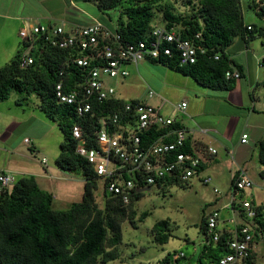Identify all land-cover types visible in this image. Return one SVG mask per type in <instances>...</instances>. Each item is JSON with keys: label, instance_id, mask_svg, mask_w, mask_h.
I'll list each match as a JSON object with an SVG mask.
<instances>
[{"label": "trees", "instance_id": "trees-1", "mask_svg": "<svg viewBox=\"0 0 264 264\" xmlns=\"http://www.w3.org/2000/svg\"><path fill=\"white\" fill-rule=\"evenodd\" d=\"M91 1L104 14L109 10L118 12L113 31L119 34L121 43L148 39L156 14L160 12V24L175 27L183 38L192 40L205 48L206 52L199 54L195 64L180 66L177 55L160 57L153 62L164 64L215 90H231L236 86V80L225 76L231 67L243 71V67L230 58L227 49L238 38L249 44L256 36H264V25L258 27L245 22L241 0ZM178 1L185 10L176 5ZM250 6L258 17L264 19V0H252ZM107 16L112 20L109 13ZM108 42L117 44L112 37L104 38L100 43ZM28 45L29 42L23 40L16 55L0 67V102L8 100L13 92L21 96L17 100L20 104L33 94L40 98L39 107L64 133L56 165L65 171H81L85 178V191L81 201L73 202L68 209L57 210L53 208V194L39 186L35 175L15 179L11 187L0 192V264H97L99 258L103 263L115 260L119 257L118 246L123 240L121 224L129 219L135 228L138 227L130 206L143 194L135 193L130 203L124 204L119 196L106 190L104 181V207H100L95 195L100 178L91 164L76 152L72 127L80 124L89 145H95L102 128L101 117L121 112V124L126 126L130 122L123 114L124 101L118 98L102 104L95 103L93 116H80L75 104L59 101L56 86L62 82L65 91L81 90L85 70L72 60L84 53L79 48H59L37 38L30 50L33 62L23 66L21 57ZM177 126L179 123L170 128ZM168 129L154 128L143 137L142 146L147 147ZM173 139L170 137L167 141ZM259 148L260 162L264 165V139ZM190 149L188 143L181 148L182 151ZM201 170L202 166L198 168L200 174ZM261 174L264 176V169ZM173 182L183 183L175 177L166 176L156 185L167 186ZM147 216L148 213L144 212L140 220ZM168 223L167 220H160L154 224L156 242H168L171 236L167 230ZM250 224L253 242L259 239L264 242V204L258 205L257 215ZM228 237L229 234H223L219 241L209 247L212 259L229 251L226 244ZM178 254L175 252L171 257L173 264H178L185 256L177 257ZM254 257L253 251L244 264H255ZM169 259L165 257L162 262L166 263ZM201 264L208 263L201 261Z\"/></svg>", "mask_w": 264, "mask_h": 264}, {"label": "built area", "instance_id": "built-area-1", "mask_svg": "<svg viewBox=\"0 0 264 264\" xmlns=\"http://www.w3.org/2000/svg\"><path fill=\"white\" fill-rule=\"evenodd\" d=\"M19 33L23 40L29 42L21 57L23 66L33 62L30 50L37 38L49 41L51 45L59 48H79L84 53L72 60L85 70L81 90L65 91L62 82L56 86L59 101L75 104L80 116H93L95 103L102 104L119 98L116 88L107 83V78L128 77V64L138 65L144 60L154 61L160 57L177 55L179 65L184 66L195 64L199 54L206 52L205 48L196 45L192 40L183 38L175 27L168 28L163 24L154 23L148 39L133 43H121L118 33L98 21L71 31H67L62 25L35 23L30 29L22 28ZM109 37L117 44L100 43L102 39ZM215 58L218 59L219 56L216 55ZM225 76L227 79L239 80L242 73L238 68L231 67ZM154 94L152 89L148 91L149 97ZM123 101V114L131 124H121V112L101 117L102 128L97 134L95 145H89L80 124H74L72 127L76 152L85 158L98 177L106 182V190L109 193L119 196L124 204H129L135 193L146 191L166 176L187 182L200 175L198 168L202 165L201 157L191 150H181L189 135L185 127L179 124L170 128L178 123L177 120L161 113L158 107L149 102L138 99ZM186 107V101L177 105L180 111H185ZM154 128L169 129L162 132L156 141L143 147V137ZM201 131L206 132L204 129ZM170 137L174 139L167 141ZM247 139L248 135L243 134L241 141L247 142ZM25 142L29 143L30 139L26 138ZM204 151L213 156L218 153L211 145H206ZM42 163L47 164L45 157L42 158ZM202 179L205 184L213 182L211 175H205ZM232 180L229 206L236 216L239 215L246 221L230 231L231 234L226 239L229 251L217 259L210 260L208 264H244L254 251L250 222H253L257 215L258 205L252 198L239 200L237 197L238 193L251 189L254 181L243 168L233 174ZM14 182L13 175L2 172L0 192L11 187ZM214 191L220 193L218 188H214ZM237 202L238 208L235 207ZM219 220V210L206 215V228L213 242L219 241L224 234L218 229ZM183 256L184 253L180 252L177 257Z\"/></svg>", "mask_w": 264, "mask_h": 264}, {"label": "crops", "instance_id": "crops-1", "mask_svg": "<svg viewBox=\"0 0 264 264\" xmlns=\"http://www.w3.org/2000/svg\"><path fill=\"white\" fill-rule=\"evenodd\" d=\"M241 1L243 6V0ZM103 14L91 0H0V45H6L5 53L0 56H4L7 62L10 61L14 53L21 49L23 43L20 30L24 27L30 29V26L35 23L49 26L62 25L67 31H71L98 21L114 30L115 27L105 22ZM108 20H110L109 17ZM247 24H254V22ZM251 41L246 44L238 38L227 49L230 58L243 67L242 77L236 80V86L231 90H215L193 83L194 81L187 79L188 76L164 64L149 60H144L138 65L128 64L133 68L132 72L129 68L130 75L121 79L125 80L133 75L132 79H129L131 83L138 78L148 85L142 98L134 97L132 100L154 98L161 113L175 118L188 130L186 143L189 144L190 150L202 159L199 178L211 175L210 171L218 177L219 170L226 167L230 171L232 181L233 174L243 168L254 181V186L245 192L238 193V199L252 198L254 203L262 205L264 204V176L261 171L264 165L260 162L259 145L264 139V88L261 90V83L264 87V52L251 48ZM153 63L155 94L149 97L148 91L152 89L150 85L153 84V66L151 65ZM118 97L122 100L126 99L121 92ZM9 100L10 98L0 102V174L9 173L15 179L27 175H35L36 178L45 177L47 175L45 171L48 170L45 168L48 166L45 167L41 163L43 169L38 170L35 164L40 162L38 157L41 154L40 147L43 146H40L41 137L48 131L46 114L40 107L36 109L38 101L30 108V111L27 110L31 113L29 117L32 120L26 124V120L17 114L20 111L16 113L11 108L13 105L7 104ZM182 101L187 102L185 111L177 109V105ZM201 129L206 132H202ZM243 134L248 135L247 142L241 141ZM26 138L30 139L29 143L25 142ZM206 145L215 147L218 151L217 155L213 156L205 152ZM31 148L36 150L38 157L34 155ZM247 167L255 168L256 172H252ZM213 182H215L214 179ZM214 188L217 187L214 186ZM230 188L231 184L226 193L217 200L220 205L218 229L229 235L237 225L246 221L241 216H236L229 206ZM238 204L239 202L236 203V208ZM204 219L206 220V216ZM205 220L200 245H195L197 247L193 248V253L188 258L192 261L196 260V264H201V261L208 263L212 259L209 247L214 242L208 234ZM180 252L185 254L183 258H187L186 252L182 250Z\"/></svg>", "mask_w": 264, "mask_h": 264}, {"label": "rangeland", "instance_id": "rangeland-1", "mask_svg": "<svg viewBox=\"0 0 264 264\" xmlns=\"http://www.w3.org/2000/svg\"><path fill=\"white\" fill-rule=\"evenodd\" d=\"M243 4L245 22H254L258 27L263 26L264 19L256 15L255 11L250 6V0H243ZM176 5H178L181 10H185L180 1L176 2ZM108 13L112 16L111 21L108 20ZM156 15L157 17L154 24L162 23V14L157 12ZM117 16L118 12L116 10H109L102 15L106 20L105 22L111 24L113 28L115 27ZM5 47L6 45L4 44L3 46L0 45L1 55L5 53ZM250 47L263 53L264 36H256L253 38ZM25 50H27V48ZM15 55L14 53L13 57ZM6 62L7 60L4 59V56H0V66L5 65ZM151 65L153 66V84H151L150 87L154 91V63ZM127 68L128 70L130 68L132 72L133 68L130 67V65H128ZM132 77L133 75L125 80L107 78V83L116 88L117 94L121 92L127 99H125V101H130L134 97L142 98L148 85L138 80V78L131 83L129 79H132ZM187 79L194 81L193 83H198L189 76ZM263 88L261 83V90ZM19 97L21 96L13 92L7 104L13 105L11 108L16 111V113L20 111V113L17 114L21 115L22 118L26 120L25 123L27 124L32 120L29 117L31 113L27 112V110L30 111V108L36 102H40V98L33 94L28 97V99L24 98L23 104H20L16 101ZM144 99L138 100L149 102L157 107V101L155 102L154 98L151 100ZM21 106H26L27 109ZM39 106L40 103H37L36 109H38ZM42 112L44 111L42 110ZM45 119L48 131L45 136L41 137L42 141L40 146H43L40 147V156L38 157L36 150L31 148L33 149L32 152L34 155L40 159V162L35 164L38 170L43 169L41 158L45 157L47 160V164H43L45 167L48 166L45 168L48 170H44L47 175L45 177H38L37 182L40 187L53 194L54 209H68L73 202L82 200L85 191V178L81 171H65L57 167L56 159L61 152L64 133L54 120L48 118L47 115ZM248 169L252 172H256L255 168ZM219 172L220 174H218V177L214 172H209L211 176L214 177L213 179L215 181L210 184H205L199 177H193L188 183L173 182L167 186L155 184L151 186L149 190L143 191L141 198L130 206L131 209L134 210L138 227L135 228L129 219L122 222L123 240L118 246L120 252L119 257L106 263H103L102 259L99 258L97 264H173L171 257H174L173 255L175 252L181 250L188 255L187 258L181 259L178 264H196V260L193 259L192 261L188 258L193 253V248L199 246L203 238V218L210 212L219 209L220 205L217 200L226 193L231 184L229 169L224 167L223 170H219ZM103 182L102 179L99 180L98 188L95 191L96 200L100 207H104L105 200ZM214 186L220 189V193L214 191ZM144 212L148 213V216L144 220H140ZM224 216H226L225 212ZM160 220H167L169 222V228H167V230L171 233L168 242L164 244L156 242L154 238L153 226ZM254 256L255 264H264V242L260 239L254 243ZM165 257H169L170 259L168 262L163 263L162 261ZM174 264L177 263L175 262Z\"/></svg>", "mask_w": 264, "mask_h": 264}, {"label": "water", "instance_id": "water-1", "mask_svg": "<svg viewBox=\"0 0 264 264\" xmlns=\"http://www.w3.org/2000/svg\"><path fill=\"white\" fill-rule=\"evenodd\" d=\"M150 188H148L147 190H149Z\"/></svg>", "mask_w": 264, "mask_h": 264}]
</instances>
